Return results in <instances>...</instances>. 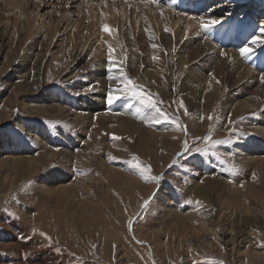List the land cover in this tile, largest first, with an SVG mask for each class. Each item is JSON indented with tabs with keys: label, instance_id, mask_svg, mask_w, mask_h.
I'll list each match as a JSON object with an SVG mask.
<instances>
[{
	"label": "rangeland",
	"instance_id": "obj_1",
	"mask_svg": "<svg viewBox=\"0 0 264 264\" xmlns=\"http://www.w3.org/2000/svg\"><path fill=\"white\" fill-rule=\"evenodd\" d=\"M199 1L181 0L180 4H174L176 0H158L178 13H196L199 16L212 14L215 18L227 17L233 21H251L255 27L264 26V0H205L204 5H197ZM154 4L152 0H0V46L3 47L0 51V67L1 63L8 65L5 73L0 68V93L5 88L4 79L12 80V91L9 90L10 93L8 91L0 98V145L2 137H7L10 143H18L17 152L8 149L3 150V154L11 156L14 153L15 158L18 156L16 161L23 162L20 166L15 161L14 166L11 165V160L9 163L0 161V264H264V201L261 200L264 199V168L263 171L261 167L256 170L258 166L241 164L233 151L237 143L243 142V138L249 139L250 143L255 139L254 134L246 133L245 127L248 123H260L256 118H261L262 114L240 117L238 123L234 121L230 125L225 120L221 127L217 124L218 119L221 120L218 112L220 105L216 104L210 115H205L211 121L205 133L198 132L196 128L189 129L186 120L180 117L185 113L181 95L171 87L172 99L164 98L165 93L157 91L156 84L151 79L157 71L156 67L164 63L174 66L173 72L179 74V79L183 78L186 70L180 61L184 51L176 49L170 52L164 40L163 46L159 44L155 48L149 43L154 37L162 36L163 33L165 35L168 31L166 26L169 30L170 27H176L170 20L173 18L168 10L165 8V11H159V7ZM27 12L33 13L31 16L35 19L31 17L30 21ZM39 16L43 21L42 26H39L36 19ZM32 25L39 28L31 29ZM105 25L108 26V31H105ZM48 26H55L63 33L58 45L51 50L52 55L47 57L46 65L41 68L43 90L48 93L54 91L51 93L56 97L58 94H62V98L68 96L69 101L74 100L71 107L79 111L82 110L81 106H86L87 109L91 101L96 105L95 97L99 96L100 111L116 113V110L121 109L131 112L138 118L139 126L136 127H139V131L132 130L133 133L125 137L100 136L93 132L92 124L78 123L76 126L57 112L51 111V114L46 109L41 110H45L42 114L41 108H35L42 106L40 102L21 94L19 99L28 105L30 103L28 107L31 109L26 108V105L23 109L21 106L11 105L14 94L22 92L19 85L23 84L24 78L20 73L12 75V69L15 70L19 62L23 61L24 54L28 53L33 57L44 53L41 43L49 38ZM168 32L172 36L173 33ZM130 40H135L136 43H130ZM221 41L224 47L231 46L230 40ZM98 45L101 46L100 49ZM244 45L246 43L239 45L238 49ZM110 46L112 60L107 63L124 65L127 62L136 66L128 77L133 81L135 90L156 103V108L134 97L131 91L125 89L124 83L117 91L122 94H113L115 97L119 96L122 104L118 105L116 101L109 104L108 97L112 94L105 91L113 88L92 85L86 72L77 73L74 78L64 76L66 71L60 74L59 70H54L48 64L61 55L66 56L67 49H74L73 53L82 51V55H85L80 65H86L88 71H93L98 67V59L102 58L104 62L109 59ZM95 53L99 58L94 61L92 54ZM15 55L17 56L14 57ZM135 57H139L138 60ZM64 58L62 62L66 69L70 63ZM10 62L13 64H9ZM259 68H263L262 64ZM148 70L151 72L147 73ZM136 71L140 76L135 74ZM30 73L34 74L32 71ZM174 81L176 82L175 78L173 83ZM89 85L92 87L89 91L83 90ZM5 96L8 102H5ZM17 118H21L26 127L16 124ZM111 124V121L107 123ZM31 125L44 132L40 136L46 146L28 133L27 126ZM177 130L183 132L182 142L179 144L175 142ZM219 132L231 135L223 138L222 141H227L226 143H214L215 140H221L217 138ZM205 137L211 139L206 140ZM169 138H173V141L165 143ZM185 141L189 148L187 151L184 148ZM133 157L138 159L133 161ZM135 163H139L141 167L150 166L149 175L160 176L161 179L146 180L140 170L134 167ZM110 172L115 173L114 176ZM57 173L62 175L60 180L63 179V189L62 185L49 188L48 195L35 189L38 176L54 177ZM165 198L171 203L174 213L162 211V199ZM242 202L250 205L252 218H239L247 213L240 206ZM227 226L229 231H241L242 234L237 237L225 235L224 227Z\"/></svg>",
	"mask_w": 264,
	"mask_h": 264
},
{
	"label": "bare ground",
	"instance_id": "obj_2",
	"mask_svg": "<svg viewBox=\"0 0 264 264\" xmlns=\"http://www.w3.org/2000/svg\"><path fill=\"white\" fill-rule=\"evenodd\" d=\"M170 1L174 2V0H170ZM204 1L205 0H200L197 5H204V3H203ZM180 2H181V0H176V3H174V4H180ZM146 4H147V2H146ZM162 4L163 3H159V11L160 10L161 11H165V8H166V10H168V12L170 14V17L173 18V19H170V20L172 22H174V23H172V22L171 23L173 24V26L176 25V27L175 26L173 27L174 32H172L173 29H171L172 27H170V31H171L170 33H173L172 36L171 35H168L169 32L167 31V32H165L166 33L165 35H163L164 34L163 33L162 36L154 37L153 38L154 40L152 42H149L148 41L149 38L147 39V41L149 43H151V45H156L157 46V45L161 44V46H163L162 45L163 44L162 43V40H164V44L166 45V47L168 46L167 48H169L170 52L171 51H174L176 49H180V50L184 51L183 56L181 55L183 58L181 60L180 59L179 60L183 63L182 65H183V67L186 70H185V74H184L183 78L182 79H179L180 78L179 74L173 72L174 71V66L173 67L172 66H167L166 64H168V63H164V62L163 63L165 65L162 64V65H159L158 67L155 66L156 69H157V71H156V73H154V75H152V77L151 76L150 77H151V79L153 78L152 80H154V82L156 84L157 91H159L161 93L164 92L165 93L164 98L166 97L168 100H171L172 99V95H173L172 92H171V87H172V89H175V91H176L175 93H178L179 95H181V97H182V99L184 101V104H185V113H182V115L180 117L181 118H184L186 120V122L188 123L187 126L189 127V129L196 128V129H198V132H200L202 134L205 133V130H206L207 126L210 125V123H211V121H209L208 120V117L205 116V115L206 114H209L210 111L213 110L215 106H217L216 104H219L220 105V111H218V112H219V118L221 120L218 119L217 124L218 125L220 124L219 126H221V127H222V124L224 123L223 121H225V120H227L229 122L228 125H230L234 121H236L238 123L240 117L248 116L250 114H258V113H261L262 114L261 115V118H256V120L259 119L261 121L260 123H258L257 125H252V124L250 125V123H248L247 124V127H245L246 128V133L247 134H254L255 139L250 143L248 141L249 139H244L243 138V142L241 144H238L237 143V145L234 147L233 151H234V156L236 158H238V160L240 161L241 164H243L245 166H249V165H252L253 164V165H255V167L258 166L257 168H255L256 170H258L259 167H261L260 169L262 170V168H264V79H262V77H264V26L258 25V26L255 27L251 21H250V23L249 22H246L245 20H239V19L236 20V21H233V20H231V18H228L227 19V17L225 19L224 18H215L212 14H208V15H201L200 14V16H199L196 13H193V14H189V13H178L176 11H173V10L167 8L166 7L167 4L166 5H162ZM154 5H156V7L158 8L157 3H155ZM170 5H171V3L169 4V6ZM130 10H132V9H130ZM151 11H150V13H151ZM1 13H3V12H1ZM26 14L27 15L28 14L30 15L29 17H27L30 20L31 17H32L31 15H33V13L27 12ZM152 14H153V12H152ZM164 14H166V13H164ZM156 15H158V14H156ZM36 16H38V15L36 14ZM151 16L152 15L150 14V17ZM163 16L166 17L165 15H163ZM201 17H203L205 20H208V21H210L212 19H215V20L220 21V23H218L216 25H210L208 28L205 29V28H203L198 23V19L201 18ZM2 18H1V20H2ZM27 18H26V21H29ZM32 18H34V17H32ZM36 19L38 21L39 26L40 25L42 26L43 21H42L41 17L39 16ZM153 20H154V18H153ZM170 20L168 19V21H169L168 22V25L170 23ZM2 21H4V19ZM5 22H7V21H5ZM158 23H161L162 24V22H160L159 20H158ZM164 23H166V22H164ZM16 24H18V23H16ZM161 24H160V26H161ZM19 25H21V24H19ZM28 25H31V24L28 23ZM33 25H36V24H33ZM33 25L31 26V29H33L34 27H36V26L33 27ZM156 25L158 26V24H156ZM39 26H37V27L39 28ZM123 26H122V29L124 28ZM135 26H136V24H135ZM157 26H156V30L158 29ZM170 26H172V25H170ZM109 27L112 28L111 26H109ZM21 28L23 29V27H21ZM49 28H50L49 31H48L49 32V34H48V37L49 38H46L45 37L46 39L44 38L45 39L44 40V43H41V46H43V48H44V51H43L44 53H41V54H38V55H35V56L31 57V56H29L28 53H26L27 52L26 51L25 52L26 54H24V56H23V61H20L19 62L18 67L15 70H13L11 68L12 69V75L13 74L16 75V74H19L20 73L21 75L24 76V78H23V84L21 83L19 85L21 87V91L22 92L21 93L18 92L16 94H14V96H13L14 102L11 105L12 106L13 105L14 106L15 105L21 106L22 109L25 107V105H26V108L29 105H31L30 103L28 105L27 102H23L24 100L22 101V100L19 99V97H20L19 94H21V95H24V96H29L33 101L40 102V104L42 106L38 104L41 107H35L36 110H37V108L38 109L41 108L40 111L42 109H46L51 114H52L51 111H53L55 113L57 112L59 116L62 115L63 118L65 117V120H67L70 123L75 124V125L78 124V123L92 124L93 127H94L93 132L99 134L100 136H104V135H110V136H113L114 135L115 136L116 135V136H123V137H125L128 134H132L133 133L132 130L139 131L140 130L139 127H136V126H139L138 125L139 123L137 121L138 118H136L134 116V114H132L131 112H126V111H123L121 109H119L120 112L116 110L115 111L116 113H111L108 110H107L108 112H106V110L100 111V109L98 108L99 107V104H100V98L98 99L99 96L97 98L95 97V100L97 102L96 105L95 104L93 105L92 104V101L90 100L91 101V104L89 103L90 101H88L89 107L86 109V106L85 107L81 106L82 107V110L79 111V110H74V108L71 107L72 106V101L74 102V100L69 101L68 96H65L64 98H62V94H58L59 97L58 96L56 97V95L54 93H51V92H54V91H51L50 93H48L45 90H43V86L41 84L43 81L41 82V76H40L41 68H43L42 67L43 65H46L47 62H45V61H46L47 57L50 56V55H52L51 54V52H52L51 50L54 49L55 46L58 45V42L60 40V36L63 33V32L61 33L60 30L56 29L55 26H52V27L50 26ZM136 28L140 30V28H138L137 26H136ZM136 28H135V30H136ZM161 29H163V28L161 27ZM166 29H167V26H166ZM164 30H165V28H164ZM28 31H30V30H28ZM136 31H138V30H136ZM31 32H33V31H31ZM143 32H140V33H143ZM8 33H10V32H8ZM28 34H29V32H28ZM151 34H150V36H151ZM145 35H147V34H145ZM190 35L191 36L193 35L194 37L192 36L193 37L192 38ZM116 36H117V34H116ZM124 36H125V34H124ZM153 36H155V35H153ZM114 37H113V39H114ZM136 37H139V36H136ZM144 37L146 38V36H144ZM10 38H11L10 40L13 41L12 40V37H10ZM21 38H23V37H21ZM62 38H61V41H63ZM95 38H96V36H95ZM139 38H141V37H139ZM223 39H227L228 41L230 40L229 43H231V46L228 47V48L224 47L223 46L224 44L221 41ZM253 39H258L259 42L257 44H255V45H253L252 44V40ZM127 41H129V40H127ZM132 41L135 42V40H132ZM132 41L130 40V43ZM145 41H146V39H145ZM98 42H99V40H98ZM100 43L101 42H99L98 44H100ZM245 43H246V45H244L245 47H248V48H251L252 49L251 53L248 54L246 57L245 56H241L240 49H238V46L239 45L242 46ZM92 47H94V46H92ZM100 47L101 46H99V49H100ZM167 48H166V52H167ZM2 49H3V47L0 46V51ZM150 49H152V48H150ZM150 49H149V51H150ZM73 50L72 49H67L66 56L61 55L60 57L57 58L58 60L57 59L56 60L54 59L55 61L52 60L53 62L51 61L48 64H50L54 70H59V73L60 74H62L63 72L66 71L65 73H63L64 76H69L70 78H74L73 76L75 74H77V73H79V74L82 73L83 74V73L86 72L89 75V78H88L89 79V82L90 83H93L92 85L98 86L96 84H100L103 87L107 85L110 88H113V90L111 89L109 91L106 90V89H104V88L103 89L106 90L105 91L106 93H109V94L111 93L112 94L111 96H114V97H115V95L117 96V95L122 94V93H120V91L119 92H117V91H118V88H120L121 85H123V83H124L123 82V76L125 74H127V76H128L131 73V71H135L133 69H136L137 68L136 66L133 67L129 63L127 64V62L124 65H122V64L120 65V63L119 64L107 63L109 59H107V61L104 62L102 58L98 59L99 58L98 57V54L100 52L98 50V54L97 53L92 54V56H93L92 60L95 61V60L98 59V61H96L98 67L95 68L93 71H88L87 69H89V68L86 65L85 66H83V64L80 65L81 60L83 59V57L85 55H82V53H81L82 51L80 53H78V54L76 53L77 54L76 55L75 53H73ZM157 51H159V49ZM94 52H95V49H94ZM102 52H105V51H102ZM145 52H147V51H145ZM155 54H157V53H155ZM160 55H162V54H160ZM16 56L17 55H15L14 57H16ZM57 56H58V54H57ZM63 56L66 57V59L68 60V64L70 63L69 66H68V68H66V69H65V66H63V62H62V59H65ZM167 56H168V54H167ZM157 57H158V54H157ZM95 58H97V59H95ZM135 58L137 59L139 57H135ZM145 58H147V57H145ZM160 58H162V57H160ZM166 58H168V57H166ZM139 61H142V60H139ZM165 61H168V60H165ZM180 61H178V62H180ZM13 62H10L9 64H13ZM1 64H2V67H0V68L5 73V71H7V69H8V65L6 63H1ZM133 64H134V62H133ZM136 64H138V63H136ZM143 64H140V65H143ZM157 64H158V61H157ZM261 64H262V67L263 68H259V66ZM144 66H147V65H144ZM177 67H178V65H177ZM149 70L147 71V73L148 72H151ZM28 71H29V73H30V71H32V72H34V74H31V73L29 74ZM135 74L137 76H140V75H138V71H136ZM173 78L176 79V82L174 81V83H173ZM138 80H139V78H138ZM11 81L12 80L9 79V78H7L6 80L4 79V82L3 83L5 85V88L2 89V91L0 93V98L3 97V95L5 93H7L9 90H11V87H12ZM151 82H153V81H151ZM164 83L168 84V86H166V84H164ZM163 85H165V86H163ZM91 88L92 87L89 85L87 87H84L83 90L89 91ZM9 93H10V91H9ZM113 94H115V95H113ZM11 97H12V95H11ZM93 97H94V95H93ZM79 99L81 100V97ZM7 100H8V98H6V96H5V102ZM113 101H116L118 105H121L122 104L120 102L121 99H119V96H118L117 99H114ZM81 104H82V100H81L80 105ZM12 106L11 107L9 106V107L12 108ZM81 107L79 109H81ZM33 108H34V106H33ZM29 109H31V108H29ZM109 110H111V109H109ZM44 111L45 110L41 111L42 114H43ZM216 112H217V110H216ZM58 115H57V117H58ZM139 120H141V119H139ZM110 121L113 124L107 125V123L110 122ZM16 122L15 123L18 124L19 126H25V123L23 122V120L21 118H17L16 119ZM141 127H143V126H141ZM27 128H28V131H29L28 133L31 134V137L33 139H37L38 141L41 142L40 144H43L44 146L47 145L46 143L43 142V139L40 136V135H44V132L43 131H39L38 130L39 128H37V127H35L33 125L27 126ZM146 130H148V128ZM136 134L137 133H135V135ZM141 134L142 133L140 132V135ZM150 134H151V132H150ZM171 134H173V133H171ZM157 135H158V133H157ZM176 136H174V137H176V141H175L176 144L181 143L182 142V138H183V132L181 130H177L176 131ZM228 136L230 137L231 135L230 134L228 135L227 132H219L217 138H220L221 140H223L224 137L226 139V137H228ZM139 138H141V137H139ZM138 139H136V140H138ZM161 141H163V140H161ZM171 141H173V138L172 139L171 138L167 139V141L165 143L171 142ZM103 143H105V142H103ZM158 145H159V143H158ZM169 146H170V144H169ZM18 147H19L18 146V143H16L15 141H12V143H10V141H9V139L7 137H2L1 145H0V159H4V160H0V161L8 162L9 160H11L14 163V164L11 163V165H14L15 166L16 165L15 164V161H16V158L18 156H16V158H15V156H13L14 153L11 156H5V154H3L4 153L3 150L6 151L8 149H11L12 152H17L18 151ZM134 148H135V146H134ZM143 149L144 148H139V150H143ZM56 153H59V152H56ZM81 154L82 153H80L79 155L81 156ZM57 155H59V154H57ZM75 156H76V154H75ZM10 157H12V159H10ZM168 157H170V156H168ZM44 158L45 157H43V159ZM76 159H77V157H76ZM80 159H82V158H80ZM38 160H40V159H38ZM71 160H72V158H71ZM21 161H16L17 162V165H20L21 166L22 163H23ZM44 161H46V160L44 159ZM61 161H62V158H61ZM100 162H101V160H100ZM102 162H103V159H102ZM64 163H65V161H64ZM24 164H26V162ZM27 167H29V166H27ZM34 167H35V165H34ZM251 167L253 168V166H251ZM106 168H107V170L109 169L108 166ZM37 169H38V167H37ZM31 170H32V166H31ZM35 171H37L36 168H35ZM103 171H105V170H103ZM113 171H115V170H113ZM117 172L119 173V171H117ZM255 172L256 171H254V173ZM110 173H112L113 176L115 174L113 172H110ZM256 173L258 174V172H256ZM262 173H264V171ZM22 174H24V173H22ZM260 175H261V173H259V176ZM38 177L39 178H38V180L36 182L35 189L38 190V192H40L41 194H44L45 195V193H47V195H48V191H50L49 188H53V187H57L58 188V187H61V185H62L61 184L62 183L61 181L63 179L60 180L61 177H62V175H60V173H57L56 176H54V177H51L50 175H43L41 177L40 176H38ZM110 178H111V176H110ZM262 179H263V177H262ZM120 180H121V178L119 179V181ZM111 181H114V180H111ZM116 181L119 182L118 180H116ZM257 181H259V180L257 179ZM251 183H252V181H251ZM253 183H254V181H253ZM224 185H226V183ZM68 187H70V186H68ZM215 187L217 188V186H215ZM219 188H220V186H219ZM62 189H63V185H62ZM207 189L208 188H206V190ZM218 190H220V189H218ZM51 192H52V190H51ZM235 192L238 193L239 190L238 191H235ZM66 194H68V193H66ZM88 194H90V192ZM236 195H235V198H236ZM160 196L162 197L161 194H160ZM232 197L234 198V193H233ZM246 199H248V198H246ZM261 200L264 201V199H261ZM162 201H163L162 206H161V209H163L162 211H166V213L167 212L168 213H172L174 211V209L172 208L171 203H169V201L166 200V198L165 199H162ZM236 201H237V198H236ZM258 204H259V202H258ZM261 205H263V204H261ZM240 206L243 207V209L247 213H245L246 215H243V216L240 215L239 218H241V220L244 219L242 217H245V219H249L251 217L250 216V212H251L250 205H248L246 202H242L240 204ZM178 215H176V216H178ZM258 221H259V219H258ZM224 228H225V230H224L225 235L231 234L233 236L236 235V237H237V236H240L242 234L241 231H235V230H230L229 231L228 230L229 229L228 226L227 227H224Z\"/></svg>",
	"mask_w": 264,
	"mask_h": 264
},
{
	"label": "snow or ice",
	"instance_id": "obj_3",
	"mask_svg": "<svg viewBox=\"0 0 264 264\" xmlns=\"http://www.w3.org/2000/svg\"><path fill=\"white\" fill-rule=\"evenodd\" d=\"M153 3H157V6L159 7V3H158V0H152ZM198 23L203 27V28H208L210 25H216L218 23H220V21L218 20H215V19H212L210 21L208 20H205L203 17L199 18L198 19ZM108 26L105 25V31H108ZM168 31H170L169 29H166ZM259 41L258 39H253L252 40V44L255 45L257 44ZM153 47L155 48L156 45H153ZM252 51L251 48H248V47H243L240 49V54L241 56H247L248 54H250ZM112 49H111V46L109 48V60H112ZM155 59V57H154ZM111 70V69H110ZM262 79H264V77H262ZM123 82H124V85H125V89L131 91V94L134 96V97H137L139 98L140 100H142L144 103H147L150 107H153V108H156L157 107V104L156 103H153L152 100L150 98H146L141 92H138L135 90V86L133 85V81L131 79H129V77L127 76V74H125L123 76ZM119 90V89H118ZM118 97H113V96H109L108 97V103L111 104L113 102L114 99H117ZM212 117H209V119H211ZM206 140H209L211 139V137H205ZM227 141H222V140H215L214 143L215 144H221V143H226ZM184 148L185 150H189L188 148V144H187V141L184 142ZM197 151H205V150H202V149H197ZM138 158L136 157H133V161H136ZM129 163H132V161H130ZM134 167L139 169L140 170V173L141 175L144 176V178L146 180H154V181H159L161 179L160 176H151L149 175V173L151 172V168L150 166L148 167H141V165L139 163H135L134 164ZM147 201L145 202V205H147Z\"/></svg>",
	"mask_w": 264,
	"mask_h": 264
}]
</instances>
